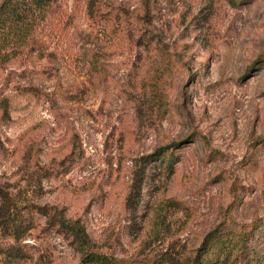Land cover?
I'll list each match as a JSON object with an SVG mask.
<instances>
[{
  "label": "rangeland",
  "instance_id": "obj_1",
  "mask_svg": "<svg viewBox=\"0 0 264 264\" xmlns=\"http://www.w3.org/2000/svg\"><path fill=\"white\" fill-rule=\"evenodd\" d=\"M61 217L130 264L212 233L205 262L264 264V0H54L0 32V264H80Z\"/></svg>",
  "mask_w": 264,
  "mask_h": 264
},
{
  "label": "trees",
  "instance_id": "obj_2",
  "mask_svg": "<svg viewBox=\"0 0 264 264\" xmlns=\"http://www.w3.org/2000/svg\"><path fill=\"white\" fill-rule=\"evenodd\" d=\"M54 0H0V32L6 27L11 26L12 28L20 29L23 26H27L33 19L35 12H41L45 8H47ZM27 33L25 34V36ZM168 147L160 148V151H164ZM159 151V150H158ZM172 168V166H171ZM173 171V168H172ZM144 176L143 172L140 173V179ZM137 195L141 190V181H138L136 184ZM59 225L69 232L73 239L76 241L77 246L79 247L82 258L80 260V264H130L125 262L124 260L118 259L113 254H104L97 250H93L91 247V241L89 235L83 225L79 223V221H71L67 220L65 217H61L58 219ZM16 230L15 239L19 240L23 236V233H19ZM214 234H209L201 246L198 249L196 257L191 260V262H187L185 264H208V262L204 261V255L207 252V245L213 239ZM224 250L220 251L217 260L209 262L210 264L219 263V264H227L228 257L230 254L223 256ZM166 264H175L167 262ZM183 264V263H182Z\"/></svg>",
  "mask_w": 264,
  "mask_h": 264
}]
</instances>
